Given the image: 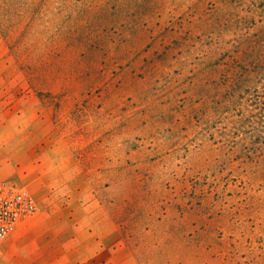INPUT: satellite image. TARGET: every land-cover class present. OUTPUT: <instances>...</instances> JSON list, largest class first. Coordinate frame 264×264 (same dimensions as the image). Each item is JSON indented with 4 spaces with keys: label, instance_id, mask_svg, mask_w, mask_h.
I'll return each mask as SVG.
<instances>
[{
    "label": "rangeland",
    "instance_id": "374dc122",
    "mask_svg": "<svg viewBox=\"0 0 264 264\" xmlns=\"http://www.w3.org/2000/svg\"><path fill=\"white\" fill-rule=\"evenodd\" d=\"M28 11L0 33V132L36 142L33 226L88 229L105 264H264V0Z\"/></svg>",
    "mask_w": 264,
    "mask_h": 264
},
{
    "label": "crops",
    "instance_id": "0c3cea01",
    "mask_svg": "<svg viewBox=\"0 0 264 264\" xmlns=\"http://www.w3.org/2000/svg\"><path fill=\"white\" fill-rule=\"evenodd\" d=\"M10 128L5 133L0 132V182L7 181L25 186L23 185L25 179L40 178V175L33 170L34 162L37 161L34 156L29 158L27 161L29 163L25 167L21 166L26 155H31L35 150L36 142H31L30 138H22V130ZM37 148L40 149V142H37ZM39 152L38 150V154L41 155ZM39 160L37 166L41 170ZM30 191L33 193L32 190ZM34 191L37 192L35 188ZM33 195L39 206L37 196L34 193ZM32 218L18 226L12 236L6 240L4 244L6 264H105V261L99 258L98 244L97 257L90 256L88 229L80 226L69 229L36 227L33 226L35 221H31ZM67 234L72 235L68 241L64 237ZM48 235L53 237L49 238Z\"/></svg>",
    "mask_w": 264,
    "mask_h": 264
},
{
    "label": "built area",
    "instance_id": "2783aa9c",
    "mask_svg": "<svg viewBox=\"0 0 264 264\" xmlns=\"http://www.w3.org/2000/svg\"><path fill=\"white\" fill-rule=\"evenodd\" d=\"M37 200L26 186L0 182V264H6L4 244L18 226L38 212Z\"/></svg>",
    "mask_w": 264,
    "mask_h": 264
},
{
    "label": "trees",
    "instance_id": "16d2710c",
    "mask_svg": "<svg viewBox=\"0 0 264 264\" xmlns=\"http://www.w3.org/2000/svg\"><path fill=\"white\" fill-rule=\"evenodd\" d=\"M34 3L35 0H0V33L9 40V42L16 38L14 32L16 24L25 19H29L31 22L33 21L34 16L29 17L28 15V7L32 6ZM25 7H27V14L24 12L18 13L19 10ZM15 49L19 48L16 46Z\"/></svg>",
    "mask_w": 264,
    "mask_h": 264
}]
</instances>
